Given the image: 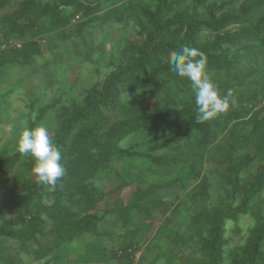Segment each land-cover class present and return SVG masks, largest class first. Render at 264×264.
Returning <instances> with one entry per match:
<instances>
[{
	"label": "rangeland",
	"instance_id": "obj_1",
	"mask_svg": "<svg viewBox=\"0 0 264 264\" xmlns=\"http://www.w3.org/2000/svg\"><path fill=\"white\" fill-rule=\"evenodd\" d=\"M81 1L82 6L92 9L76 7L72 0H0V45L9 50L0 58V200L13 193L23 196L37 184L29 167L30 157L16 151L20 131L44 124L56 141L73 111L84 107L89 92L99 91L109 75L138 58L137 51L148 31L159 27L153 43H178L195 16L211 12L217 17L236 11L246 2ZM29 21H36V26ZM214 38L201 30L192 47L201 49ZM244 44L252 48L249 55L241 52ZM221 52L215 54L221 56L216 61L208 59L207 68L222 95L233 90L237 105L226 115L196 123L195 93L190 81L178 74L158 77L161 81L157 89L133 82L120 87L117 105L104 111L95 127H85L78 144L62 154L61 162L68 167L88 146L99 145L103 151L115 128L139 117L152 119L126 133L114 146L124 156L91 180L92 186L101 188V209L116 210L121 215L123 206L151 207V215L142 219L150 229L128 248L132 256L129 264L135 253L140 254L139 264H211L207 244L213 238L214 225L206 214L213 217L227 207L246 210L231 218L223 215L217 247L221 264H236L246 258L255 238L264 231V184L243 205L244 196L264 177V126L253 145L225 158L232 143V121L249 118L253 114L250 111L258 114L257 121L264 119V27L258 39ZM167 60L163 58L161 63L168 64ZM180 105L183 110L176 111ZM229 119L231 123L225 124ZM9 123L15 124V134L6 132ZM254 128L250 121L237 126L232 134L238 136L234 144L244 141ZM206 143L207 147H202ZM239 164L237 179L232 183L230 167L238 169ZM57 192L48 193L43 188L29 203L4 211L0 224L49 222L46 211H54L58 198L62 207L69 204ZM83 214L78 213V217ZM98 216L104 219L109 214ZM163 225L178 231L182 238L189 237L183 241L173 238L171 243L160 233ZM15 243L0 236L1 250L13 258H17ZM261 253L259 264H264V238Z\"/></svg>",
	"mask_w": 264,
	"mask_h": 264
},
{
	"label": "trees",
	"instance_id": "obj_2",
	"mask_svg": "<svg viewBox=\"0 0 264 264\" xmlns=\"http://www.w3.org/2000/svg\"><path fill=\"white\" fill-rule=\"evenodd\" d=\"M72 1L75 3L72 4L76 7L84 8V10L92 9L91 6H82L81 0ZM62 5H64V2ZM52 21L55 20L52 19ZM29 23L31 26H36L37 22L29 21ZM261 27H264V0H246L236 11H227L217 17L211 12L206 13L202 17L195 16L188 23L185 36L178 43L169 41L153 43L156 34L160 31L159 27L156 26L154 30L148 31L145 42L137 51L138 58L118 68L109 75L101 85L99 91L91 90L86 97L84 107L75 109L70 118L63 124L55 141L60 147L61 155L67 148H69L68 151H72L73 147L78 144L80 133L85 130V127H95L101 121L104 111L113 109L117 105L121 86L141 81L145 86L151 89H157L160 85L161 77L174 76L175 73L170 70L169 64L164 65L161 61L163 58H168L169 52L175 49L177 45L183 44L191 48L195 35L201 30L207 31L212 36H215V38L208 46L200 50L206 54L208 59H214L216 61L221 56H215V54L218 52L219 54L217 55H221L223 48L231 46L237 47L239 44L258 39ZM240 49L246 55H249L252 50L249 44H244ZM8 51L7 48L1 50L0 58L2 54ZM227 53L225 52V55ZM241 58L245 59L244 55H241ZM250 113L253 114L249 118L243 116L241 118H235L232 121L229 135L232 143L230 144V150L228 149L225 154V158H231L233 155H236V152L240 150L245 151L248 146L253 145L259 132L263 128L264 119L257 121L258 114L251 111ZM151 120V118L139 117L128 124L115 128L103 145V151L100 150L99 145L88 146L85 152L75 162L66 167L67 174L64 178L66 187L63 191H58L57 196L63 197L64 199L67 198L69 204L62 207L60 198H58L54 211L52 213L49 210L46 211V214L50 215L49 222L38 220L33 223L30 222L28 226L22 224L20 221L12 223L2 222L0 224V236L8 237L16 242V246L14 247L16 254L21 255L24 253L27 255V260L23 264H33L36 261H41L55 249L64 245V243H70L84 234H94L99 220L103 219L98 216L100 213H110L125 228V234H121L122 239L119 245L123 264H129L132 256L128 253L131 248H128L131 244L138 243L146 236L150 229L149 225L142 223V219L143 217L146 218L151 215V207L146 209L135 204H131L127 208L123 206L122 208H125L124 210L122 208L119 209V211H123L121 215L116 210L111 211L105 208L102 210L98 205V202H100L103 196L101 194V188L92 186L91 180L99 176L98 172L111 168L124 156V153L120 149L114 148L118 141L129 131ZM230 121L231 119L224 123H231ZM247 121L254 123L255 128L245 139L243 137L244 141H239L237 145L234 144L238 136L235 138L232 135L233 131L237 126L245 124ZM216 124L218 125V122ZM207 144H204L202 147H207ZM29 167L32 170L33 161L31 158L29 159ZM239 169L240 164L238 169L234 165H231V176L229 179H231L232 183L237 179ZM263 184L264 177L258 180L244 196L243 205L254 197ZM43 188L45 187L36 184L32 190L26 192L23 196L20 193H13L0 200V217L4 211L15 205L29 203ZM245 210L244 208L232 211L227 207L223 212H218L213 217L207 214V218L202 216L207 220H212L214 225L213 238L207 244L211 264H221L220 252L217 247L223 231V215H228L227 217L231 218ZM83 212L84 216L79 218L78 213ZM30 220L31 218L28 221L24 220V222L27 223ZM160 233L164 237H168L171 243H173V238L177 239L178 237L180 241H183L189 237L185 236L182 238L178 231L173 232L167 225H163ZM263 238L264 231L255 238L247 257L236 264H259L262 258L261 245ZM0 264H19V262L16 258L3 252L0 247Z\"/></svg>",
	"mask_w": 264,
	"mask_h": 264
},
{
	"label": "clouds",
	"instance_id": "obj_3",
	"mask_svg": "<svg viewBox=\"0 0 264 264\" xmlns=\"http://www.w3.org/2000/svg\"><path fill=\"white\" fill-rule=\"evenodd\" d=\"M167 62L173 73L190 81L198 112L196 123L203 124L220 115H226L231 107L237 105L232 89H228L227 94L222 95L218 85L213 82L207 68L208 57L200 49L179 44L169 52ZM182 110L183 105L176 109ZM6 132L15 134V124L9 123ZM16 151L21 156L32 159L31 171L35 182L45 187L48 193L64 190L67 169L61 162L60 147L55 143L46 125L39 124L20 131L16 138Z\"/></svg>",
	"mask_w": 264,
	"mask_h": 264
},
{
	"label": "crops",
	"instance_id": "obj_4",
	"mask_svg": "<svg viewBox=\"0 0 264 264\" xmlns=\"http://www.w3.org/2000/svg\"><path fill=\"white\" fill-rule=\"evenodd\" d=\"M121 234H125V228L109 213V217L99 220L94 234H84L70 243H64L33 264H123L119 245ZM143 255L144 252V259ZM16 256L19 264L27 260L24 253Z\"/></svg>",
	"mask_w": 264,
	"mask_h": 264
},
{
	"label": "built area",
	"instance_id": "obj_5",
	"mask_svg": "<svg viewBox=\"0 0 264 264\" xmlns=\"http://www.w3.org/2000/svg\"><path fill=\"white\" fill-rule=\"evenodd\" d=\"M5 48H6L5 45H0V51L5 49ZM18 48H20V46H18ZM139 255H140L139 253L138 254H136V253L134 254V259H133L132 264H139V262H138Z\"/></svg>",
	"mask_w": 264,
	"mask_h": 264
}]
</instances>
